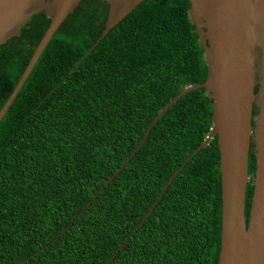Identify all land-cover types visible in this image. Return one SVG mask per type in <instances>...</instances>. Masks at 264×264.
Wrapping results in <instances>:
<instances>
[{
	"label": "trees",
	"instance_id": "trees-1",
	"mask_svg": "<svg viewBox=\"0 0 264 264\" xmlns=\"http://www.w3.org/2000/svg\"><path fill=\"white\" fill-rule=\"evenodd\" d=\"M189 6L142 0L93 48L105 1L81 0L59 25L0 121V264H106L201 143L212 121L202 87L159 117L77 217L155 115L185 86L206 79ZM49 21L44 11L34 13L0 45V108ZM254 169L251 147L247 218ZM220 235L215 136L177 172L109 264H217Z\"/></svg>",
	"mask_w": 264,
	"mask_h": 264
},
{
	"label": "water",
	"instance_id": "water-1",
	"mask_svg": "<svg viewBox=\"0 0 264 264\" xmlns=\"http://www.w3.org/2000/svg\"><path fill=\"white\" fill-rule=\"evenodd\" d=\"M80 1L0 0V45L19 35L22 25L34 13L44 11L50 19L23 73L0 108V121L51 37ZM103 1L108 4L107 17L91 48L142 0ZM188 1V16L195 25L194 31L198 34L207 65L206 79L202 83L185 86L155 115L130 155L105 180L77 217L138 150L159 117L186 92L200 87L204 89L212 101L211 126L201 143L172 173L141 221L106 264L142 225L177 172L215 136L221 173V235L217 264H264V0ZM251 147L255 169L247 218L245 189L251 180L248 173Z\"/></svg>",
	"mask_w": 264,
	"mask_h": 264
},
{
	"label": "flooded vegetation",
	"instance_id": "flooded-vegetation-1",
	"mask_svg": "<svg viewBox=\"0 0 264 264\" xmlns=\"http://www.w3.org/2000/svg\"><path fill=\"white\" fill-rule=\"evenodd\" d=\"M131 152H132V151H131ZM129 155H130V154H129ZM129 155H128V156H129ZM133 155H134V154H133ZM128 156H127V157H128ZM127 157H126V158H127ZM126 158H125V159H126ZM131 158H132V157H131ZM131 158H130V159H131ZM125 159H124V160H125ZM130 159H129V160H130ZM129 160H128V161H129ZM128 161H127V162H128ZM127 162H126V163H127ZM143 164H144V163H143V160H140L139 166H140V168H142V169H143ZM220 178H221V173H220ZM154 207H155V206H154ZM143 215H144V214H143ZM142 217H143V216H142ZM146 218H147V217H146ZM144 221H145V220H144Z\"/></svg>",
	"mask_w": 264,
	"mask_h": 264
}]
</instances>
